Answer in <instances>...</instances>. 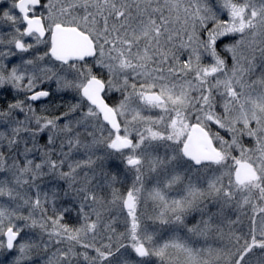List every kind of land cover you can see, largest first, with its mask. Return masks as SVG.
<instances>
[{
	"label": "snow or ice",
	"instance_id": "snow-or-ice-1",
	"mask_svg": "<svg viewBox=\"0 0 264 264\" xmlns=\"http://www.w3.org/2000/svg\"><path fill=\"white\" fill-rule=\"evenodd\" d=\"M10 4L0 264H264V0Z\"/></svg>",
	"mask_w": 264,
	"mask_h": 264
},
{
	"label": "rangeland",
	"instance_id": "rangeland-1",
	"mask_svg": "<svg viewBox=\"0 0 264 264\" xmlns=\"http://www.w3.org/2000/svg\"><path fill=\"white\" fill-rule=\"evenodd\" d=\"M216 0H212V3H215ZM226 18V16L224 17ZM111 101V103H113V99H109ZM59 111H62V109H60ZM244 220V223L247 224L248 223V220H247V217H243L242 218ZM157 228L159 229V232L160 234L166 239L169 235H170V232L168 230V227L167 226H160V225H157ZM163 243V240L161 241Z\"/></svg>",
	"mask_w": 264,
	"mask_h": 264
},
{
	"label": "flooded vegetation",
	"instance_id": "flooded-vegetation-1",
	"mask_svg": "<svg viewBox=\"0 0 264 264\" xmlns=\"http://www.w3.org/2000/svg\"><path fill=\"white\" fill-rule=\"evenodd\" d=\"M10 7H11L10 0H3V3L0 4V9H7V8H10ZM4 30L6 31V28ZM108 103L111 104V101L108 100Z\"/></svg>",
	"mask_w": 264,
	"mask_h": 264
}]
</instances>
